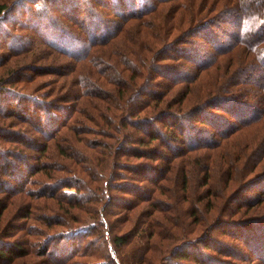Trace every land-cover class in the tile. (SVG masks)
<instances>
[{
  "label": "trees",
  "instance_id": "trees-1",
  "mask_svg": "<svg viewBox=\"0 0 264 264\" xmlns=\"http://www.w3.org/2000/svg\"><path fill=\"white\" fill-rule=\"evenodd\" d=\"M168 1L173 3L162 5ZM210 12L215 13L209 16ZM0 19H8L6 28L1 32L4 42L0 49L5 52H1L0 64L4 62L3 59L35 49L39 43L45 45V51L34 55L31 62H24L20 69L4 70L6 76L10 70L14 81L20 84L41 78L33 92L0 82V120L10 119L6 127H0L2 142L9 145L6 146L8 149L0 148V192L6 195L21 192L25 196L43 195L47 200L50 198L59 202L56 203L57 208L64 207L61 200L66 198L69 205L66 211L75 217L80 211L86 212L82 202L88 199L93 201V197L83 199V193L69 195L58 189L74 187L84 192L83 186L77 184L86 181L91 187L88 188L89 193L102 187L99 196L104 193L109 196L114 188L127 191L120 188L124 183L111 187L112 182L100 173L109 166L119 179H144L151 184L145 186L149 189L147 199L151 200V208L144 214L147 218L144 217L138 225L147 226L149 231L146 228L143 231L149 236L155 233L162 239L170 238L171 233L166 235L164 230L166 224H161V220L152 215L154 211L164 210L153 197L165 192L166 188L161 182L170 175H178L181 184H185L192 156H200L198 153L193 155L192 151L214 143L213 138L204 137L203 130L206 128L199 126H212L216 135L225 137L243 125L257 122L264 114V0H0ZM132 20L135 21L130 23ZM214 21L219 27L215 31L209 28L207 35L201 31L202 27H197H211ZM225 30L224 39L222 33ZM192 32L193 38L197 40L200 37L205 41L210 53L198 52V45L191 43L193 38H186ZM187 43H190L189 48L182 47ZM234 49L236 51L232 52ZM227 53L226 64L235 65L237 70L233 68L224 78L226 69L206 91L215 87L218 91L221 89L223 93L231 94L215 93L199 106L184 111L185 108L181 106L184 99L187 104L190 102L189 94L193 88L190 84L198 79L195 80L199 77V70L209 69L207 66L210 63ZM49 57L50 60L45 62ZM183 64H190L188 69L193 72L183 71ZM45 76L54 78L50 81L44 79ZM237 79L238 84L234 82ZM180 83L184 90L174 89ZM246 83H253L252 88H248ZM235 85H239L235 94L246 89L249 97L240 98L232 94V86ZM196 97L195 100L201 99L200 96ZM175 103L180 107L171 108ZM207 108L220 111L209 119L208 115L202 113V109ZM221 111L228 118L221 115ZM72 137L86 149V165H81L85 160L79 158L80 151L76 149ZM145 143L150 147L142 152L135 149V146ZM125 145L124 148L128 147L126 151L122 148ZM159 145L164 151H160ZM253 148L251 153L259 154L260 159L264 157V144L260 146L255 143ZM32 153L35 156L30 158ZM51 154L57 157L54 164L41 161L42 157ZM108 156H111L109 164L106 163ZM65 157L71 162L67 164L68 161L63 160ZM130 157H144L155 163L118 164L121 159L133 162ZM157 162H163L164 166H156ZM135 164L140 165L135 167ZM115 168L129 173L117 174ZM51 170L65 172L66 177L52 174L49 175L51 180L37 182L38 172L47 175L51 174ZM75 171L85 177L79 174L73 177ZM256 179L257 182H264V172ZM184 184H179V187L184 188ZM33 185H38V188H33ZM134 189L141 197V190ZM57 194L63 196L57 198ZM71 200L77 204L70 205ZM119 200L122 201V198ZM138 200L125 204V208L136 205ZM30 202L29 199L17 202V210L25 218L30 216L29 212L24 211L31 206ZM71 208L76 211H71ZM44 219L47 220V217ZM44 219L47 225L53 222ZM169 221L172 223V220ZM60 225L65 224L60 221ZM242 225L248 226L244 236L237 232L239 237H236L253 253L250 255L252 259L264 264V226L256 220L245 221ZM159 226L164 227L158 231ZM252 227L256 228L257 235L250 233ZM31 228L29 226L25 234L34 238L26 239L27 236L23 235L14 240L0 238V264H13L32 251L30 248L34 245L38 249L36 255H55L50 261L53 264H76L75 257L87 254L104 258V255L92 250L97 249L100 242L97 244L95 241H99L103 234L91 238L92 234L85 226L68 227L63 229L64 232L55 233V238L45 234L46 238L40 244L33 242L36 232ZM260 235H263L260 238V248L263 249L258 252L259 245L254 242L259 241ZM130 238L129 233H118L110 240L120 264L131 261L118 254L120 245L128 244ZM65 240L68 251L50 249L52 245L59 247ZM195 240L198 239H190V242ZM183 246L177 252L174 245L170 256L194 261L190 255L196 254L187 251L183 255ZM88 250L92 251L87 253ZM225 254L228 256V253ZM230 254L238 256V253ZM106 257L109 258L108 255ZM240 257L244 261L248 258ZM199 258L200 261L204 258L208 264H235L223 259L212 261L208 255ZM111 261L116 262L114 258ZM84 264L90 262L87 260Z\"/></svg>",
  "mask_w": 264,
  "mask_h": 264
},
{
  "label": "rangeland",
  "instance_id": "rangeland-1",
  "mask_svg": "<svg viewBox=\"0 0 264 264\" xmlns=\"http://www.w3.org/2000/svg\"><path fill=\"white\" fill-rule=\"evenodd\" d=\"M172 3L173 1H168L167 4L162 5H169ZM136 7H138L137 4ZM17 8L18 7H16V9ZM214 13L215 12H210L209 16H213ZM16 15H18L17 11ZM7 21L8 19H0V46L4 42L3 36L1 38V32L4 30V28H6ZM134 21L135 20H132L130 23H133ZM197 27H202L201 31L203 32V34L207 35L206 30L210 28L209 30L214 29L213 31H215L219 26L214 21V24L211 25V27L209 25L205 27L203 25H198ZM193 33L194 32H192L190 35H187L186 38H193ZM198 34L200 35V33ZM225 34L226 30L224 33H222L223 38ZM191 41L192 44L196 43L198 45V52L202 54H208V52L210 53L209 47L205 45V41H202L200 37L197 40L193 38L191 39ZM44 46L45 45L39 43L34 47L35 49L28 52L23 51V54L12 56L10 58L8 57L7 59H3V55L7 54L4 53L2 55V59L4 62H2L1 60L2 63L0 64V78L2 79L0 82L12 84L14 86L21 87V89L23 90L25 89L33 92V90H35L33 88H35L41 78L36 79V81H33L32 83L20 84L19 82L14 81V77L9 73L10 70L7 72V76L4 70L6 68L11 69L14 67L20 69L25 64L24 62H31V59L34 55H38L42 50L45 51L43 48ZM182 47L189 48L190 43H187L186 45L183 44ZM234 51H236V49H234L232 52ZM1 52L3 53L5 51L0 49V56ZM6 56L7 55H5V57ZM52 56H54V54ZM227 56L228 53L224 56H218V58L212 64L210 63L211 65L209 64L207 66L209 69L206 68L205 70H199V77L197 76L195 80L197 78L198 79L190 84L193 85L192 91L189 94L191 96V100L187 104L186 99H184L185 102L181 106V108H185L184 111H188L190 110V108L193 109L199 106V104L203 100H206V98H208L209 96H213L215 93H220L225 96L231 94L223 93V90L221 89L218 91L216 90L217 88L215 89V87H213V90H210L211 94L210 91H206L208 90V88L212 87L211 85H214L212 84L213 81H218V75L224 74L225 70L227 69L226 75L224 76V78H226L229 73L234 70L233 68H235V65L233 66L226 64L228 63V61L226 60ZM50 57L49 59H46L45 62L50 60ZM62 60L64 62L66 61L64 60V58ZM184 65L186 64H183V66ZM189 65L190 64L184 66L183 71H192L188 69ZM9 75L11 76V78L9 81H7ZM39 77L43 78L44 76ZM53 78L54 77L51 76H45L44 79H50V81H52L51 79ZM237 81L238 79L236 81L234 80L236 84H238ZM245 82L247 81L245 80ZM246 85L251 89L253 83H246ZM182 86L183 84L180 83L179 86H176L174 89H180L182 91V89L184 90ZM238 87L239 85L232 86V94L238 95L240 96V98H242V96L248 98L249 96L246 89L239 91L238 93L240 95L235 94L237 93L236 91L238 90ZM198 91L200 92L197 94ZM213 91L215 92L213 93ZM196 96H200L201 99L198 98L197 100H195V98H197ZM204 96L207 97L203 98ZM166 98H169V96H167ZM6 99L7 98H5V100ZM178 107H180V105L178 103H175L171 108L177 109ZM199 109H197V111H199ZM202 111V113L208 115L210 119L214 115L218 114V111L220 110L215 109L213 110V112L212 109L210 110V108H207L202 109ZM220 113H222L221 115L226 116V113L224 111H221ZM9 121L10 119H3V121L1 119L0 127H6V122ZM161 126L163 127V125ZM199 127L202 129L206 128V130H203L204 137L206 139L213 138L212 140L214 141V143L209 144V146H204L200 148V150L192 151L193 155H195V153H198L200 156H192L193 160L189 165L185 184H181L178 175L173 174L172 177L170 175L167 177L168 179L162 180L161 182L163 183V187L166 188L165 192L153 197L161 204L162 209L164 210L154 211L152 215L157 216V218L161 220V224H166L164 230L167 233L166 235H169L171 233L170 238L162 239L160 236H158V234L155 233L149 236V233L147 234L143 231V229L147 226L138 225L139 223H141V220L144 217L147 218L144 214H146V212H148L147 210L151 208V200L147 199L149 189L145 188L146 185L151 186V184H148V182L144 179L141 181L140 179L131 180L130 178L123 179L122 177L119 179L114 175L113 168L109 166L105 170L101 171L100 169V173L104 175L107 180L109 179L112 182L110 184L111 187L119 186L120 184L124 183V185H120V188H122L121 190L124 189L127 191L122 192L119 189L114 188L109 196H106L105 193L102 196H99L101 195L102 187L100 186V190L97 189V191H94V193H89L88 188L91 187L89 186V184H87L86 181L77 184L78 186L80 185L79 187H81V185L83 186V189H85L84 192L82 190L78 191L74 187H71V189H58L61 190L59 192H68L69 195H80L83 193V199L87 197H93V201L92 199H88L82 202L83 204H85L83 206H85L86 212L84 213L83 211H80L79 214L75 217H73L72 214L66 211L68 210L66 208L69 206L66 203V201H68L66 200V198H64L66 201L61 200V204H63L64 207L57 208V204L59 202L57 203L56 200H52L50 198L47 200L43 198V195L40 197H34L35 195L25 196L24 194H22V192L13 195H6L7 193L0 192V238L5 240H14V238H19L22 235L27 236L25 237L26 239L34 238V236L28 237V235L25 234V232L28 231V227L31 226V230L34 229L32 231L36 232L35 239H33L35 241L33 242L35 244H40V242H42L46 238L45 234H49L50 236L52 235L51 237L55 238V233L59 231L64 232L63 229H67L68 227L71 228L85 226L88 230H90L92 234L91 238L96 237L97 234H103L99 241H95V243L100 242V244L96 246L97 249L92 250H95L98 255H104V258L99 259L97 256L88 254L75 257V262L78 263L79 261L81 262V264H84L87 260L90 262V264H120V262L118 261L120 259L117 255V252L115 253L113 246H110V240L114 237L115 234L118 233H129V237H131L128 244H122L118 248V254L120 256L122 255L123 257H126L125 259L129 258L131 260L129 264H208L206 263L207 261L204 258L202 261H200L199 256L203 257V255L204 257L208 255L212 261L214 260L216 262L220 261L219 259H223L224 262H234L235 264H258L259 260L255 258L252 259V256L250 255L253 253H250L249 249L246 248V244L243 241L241 242L236 236H238L237 232L243 235L246 231L248 226L244 227L242 225L245 223V221L256 220L259 222V225L264 226V182H257L258 180L256 179L257 177H259V175H261L262 172H264V157L260 159L259 154L257 155L255 152V154L251 153L252 149H254L253 146L255 145V143H259L260 146L264 144V114L257 120V122L243 125L241 128H238L232 133L227 134L225 137L216 135L214 132L215 130H213L212 126L207 125ZM220 128L225 129V127ZM73 140L74 145L77 146L76 149L80 151V154H78L79 158L85 160L87 157L86 149L84 148L83 144L75 140V138H73ZM154 143L155 142H153L152 144ZM156 145L157 144H155L153 148ZM6 146L9 145L5 144L4 141L2 142V139L0 138V148L8 149ZM124 147H126V145L122 147L123 150L126 151L125 149H127L128 147ZM135 147H137L135 148L136 150L142 152L144 151L143 149L150 146L145 143L144 145L142 144V146ZM158 147L160 151H164L162 145H159ZM34 156L35 154L32 153V156L30 158ZM56 159V154L55 156L54 154H51L48 155V157H42L41 161L54 164ZM110 159L111 156H108L106 163L109 164L111 162ZM130 159H132L133 162L121 159L118 164L121 166H125L134 162L142 163L144 161L151 164L155 163L154 161L145 159L144 157H130ZM63 160L68 161L66 162L67 164L71 162L68 158ZM82 163L81 165L87 164L86 160ZM159 163L160 164H158L157 162L155 165L160 166L163 164V162ZM140 164H135L133 166L138 167ZM116 168L114 172H116L117 174L129 173L123 169ZM112 173L114 176L112 175ZM131 173L135 176L139 175L137 172ZM73 174L74 175L71 174L73 177H77L78 174L81 175V177H85V175L78 171H75ZM49 175H63L66 177L65 172H60L59 170H56L55 172L54 170H51V174L47 175L45 172H38L36 174L37 182L42 183L44 181L51 180ZM179 184H184L185 187H179ZM259 184L261 185L258 187L257 185ZM91 185L93 186L94 183H91ZM33 188H38V185H33ZM134 188L141 190V197L143 198L137 196V193L133 191L135 190ZM60 196L63 195L60 194ZM60 196L59 194H57V198H60ZM97 196H99V198ZM94 197H96L98 200L95 199L94 201ZM119 197L122 198V201L119 200L121 199ZM28 199L31 200V206L24 211L29 212L30 216H28V218H25L21 216V213L18 212L19 210H17V202L20 200ZM137 199L139 200L137 201L136 205L130 206L129 209L125 208V204L129 205L132 203L131 201L134 202ZM71 203L77 204L75 200H71L69 204L71 205ZM158 208H160V206ZM71 211L75 212L76 210L71 208ZM134 216H136L137 218L135 219ZM138 216L140 217V220L137 221ZM45 217H47V220L51 219V221L53 222L47 225L45 222H43V219ZM44 220L47 221L46 219ZM169 220H172V223H170ZM60 221L64 222L65 225H60ZM162 227L159 226L156 230L159 231V228ZM57 228L59 229L57 231H54ZM146 230L149 231L148 228H146ZM7 231L9 233H5ZM249 231L250 233L257 235V230L255 227H252V230ZM262 236L260 235L259 241L254 242V244L259 245L260 250H257L258 252L263 249V247L260 248V238ZM190 239L198 240H195V242H190ZM262 240L263 238L261 239V241ZM146 242H148L147 247L145 245ZM188 243H195L196 245L189 246ZM183 244L186 245L183 246ZM174 245L176 246L175 249L177 252H179V250H182L181 246L185 248L183 250V255L187 251H191V254L193 255L196 254L194 256L190 255V257H192L194 261H187L175 255L171 257L170 251L174 247ZM58 248L66 249L68 251L69 248L66 247V240L63 241V243L59 245V247L57 245L50 246V249ZM30 249H32V251H29L26 256H22L21 258L15 260L13 264H53L50 261H53V256L55 255H36L35 253L38 250L36 248V245H34V247L32 246ZM91 251L88 250L87 253ZM233 252L238 253V256H231L230 253ZM225 253H228V256ZM106 255H108L109 258H107ZM240 256H247L248 258L246 259V261H244ZM112 258H114L116 262L111 261ZM139 258L142 260L141 262H139Z\"/></svg>",
  "mask_w": 264,
  "mask_h": 264
}]
</instances>
